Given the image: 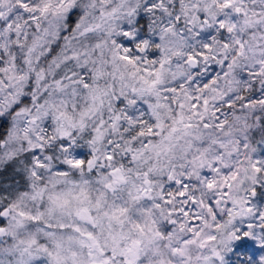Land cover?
Returning a JSON list of instances; mask_svg holds the SVG:
<instances>
[{"label":"rangeland","instance_id":"374dc122","mask_svg":"<svg viewBox=\"0 0 264 264\" xmlns=\"http://www.w3.org/2000/svg\"><path fill=\"white\" fill-rule=\"evenodd\" d=\"M1 1L7 6L11 0ZM169 1L154 0V3L162 9L164 7L163 12L167 11L165 6ZM21 2L23 9L18 10L24 18L13 11L8 18H4L5 7L0 8V20H3L0 23V52L3 54V66L5 64V68H0V96L5 95L4 91L11 93L13 90L14 70L11 69L12 58L8 51L10 40L19 43L21 51L24 44L29 42V48L36 47L37 52L43 54L45 46L55 40L62 30L63 17L73 4L79 6L80 13L72 31L64 38L50 72L63 63H72L77 67V73L87 72L97 57L107 54L106 41L111 33L120 32L133 23L128 9L134 3L127 0ZM173 13L179 22L169 21L167 26L160 29L167 37L165 44H170V48L180 47L184 43H179L178 38L193 43L198 34L225 27L223 36L233 47L230 51L234 59L244 56L252 66L264 63V45L260 44L264 42V0H178ZM37 19L38 32L29 35V22ZM9 34H13L10 40L7 39ZM124 34L125 39L132 36V33L126 35V30ZM249 38L252 39L253 52L247 56L243 53L242 44ZM192 57L198 61L195 56ZM111 68L119 72L123 66L114 62ZM62 82L49 86L50 92L44 104H37V107L26 112H13L0 147V162L22 149L31 150V165L25 171L36 187L19 193L12 209L10 217L23 219L22 225L12 228L8 222L9 213L1 216L0 248L7 247L4 253L10 254L8 247L12 241L9 238L14 237L17 239V249L9 260L2 257L0 264H224L218 248H207L203 243L213 237L214 231L223 234L222 228L231 229L234 223L241 224L244 236L252 240L248 243L247 255L254 263L264 264V229L261 231L257 229L259 226L251 227V221L257 216L249 208H156L147 201L126 199L123 193L126 187L123 181H117L119 176L122 177L118 171L115 174L108 172L98 179L105 191L93 186L92 179L77 174L75 179H70L72 164L84 152H88L84 146L70 147L71 142L67 137L73 130H78L80 136L85 130L96 131L98 134L91 137L96 140L100 138L98 149L102 153L106 151L104 149L108 143L103 138L106 122L96 121L94 117L95 104L91 102V93L76 89L70 79ZM220 86V81H212L206 89L196 92L202 96L196 98L189 95L184 108L176 112L179 122L191 130L186 133V141L174 149V155L179 160L189 163L188 173L191 175L197 176L202 169L214 171L210 174V183L204 188L216 194L218 200L222 199L223 193L239 192L254 185L247 186V182L259 181L264 191V177L252 167L264 144L253 141L250 119L245 116L220 132H207V122L201 121L204 118L203 107L201 103L197 104V100L204 102L207 97H216ZM94 103L98 105L96 101ZM104 105H107V101ZM53 144H56V153L52 151L51 155L56 161L45 162L40 157L42 146L53 148ZM92 161L91 157L85 160L86 167L89 168ZM78 164H81L80 161ZM39 166L44 167L38 169ZM43 179L45 184L37 186L36 181ZM57 181L61 184H56ZM48 183L60 189L54 187L48 191ZM40 202L45 205H37ZM82 209L91 215L88 222L80 217ZM67 212H70L69 215ZM166 218L169 224L165 222ZM68 220L72 222V227L66 230ZM113 220L121 223L124 220L126 224V235L120 241L118 250L122 254V262H119L120 256L112 259L104 249L105 241L111 237L112 244L115 232L122 229L119 224L116 231L113 230ZM232 230L236 233L238 229L233 227ZM220 238L218 243L215 242L217 245L221 243ZM135 243L138 244L135 255L130 256L129 250ZM198 248H202V251L197 252Z\"/></svg>","mask_w":264,"mask_h":264},{"label":"trees","instance_id":"16d2710c","mask_svg":"<svg viewBox=\"0 0 264 264\" xmlns=\"http://www.w3.org/2000/svg\"><path fill=\"white\" fill-rule=\"evenodd\" d=\"M21 1L28 0H11L7 6L0 0V8L5 7L4 18H8L11 11L24 18L18 10L22 7ZM127 1L134 3L128 9L133 23L120 32L111 33L106 41L107 54L97 57L85 73H77V67L72 63H63L49 71L80 13L77 4H73L64 15L62 30L55 40L45 46L43 54H39L36 47L29 48V42L24 44V50H19V43L10 40L13 34H9L8 51L12 58L11 69L14 70L13 90L11 93L4 91L5 95L0 96V147L14 111L26 112L37 107V104H44L50 92L49 86L70 79L76 89L91 93V102L95 104L94 117L96 121L106 122L103 138L108 143L104 149L107 152L102 153L98 149L100 138L96 140L91 137L96 131L85 130L80 136L78 130H73L67 137L71 142L70 147L84 146L88 148V153L79 156L81 164L78 161L72 164L71 176L86 173L93 180V186L105 191L98 179L115 169L122 174L126 199L147 201L156 208H249L257 216L251 221V227L259 226L257 229L262 231L264 191L259 181L247 182V186L254 184L249 189L223 193L222 199L218 200L216 194L204 188L210 183V174L214 171L202 169L197 176L191 175L188 173L189 163L179 160L174 155V149L186 141V133L191 130L179 122L176 112L184 108L189 95L196 98L202 96L196 92L206 89L212 81L221 82L219 94L214 98L207 97L204 102L197 100V104L201 103L203 107L204 118L201 121L207 122L206 131L226 130L246 116L251 121L253 141L264 144V63L252 66L244 56L234 59L230 51L233 47L223 36L225 27L198 34L193 43L178 38L179 43H184L172 49L168 46L170 44H165L167 37L160 29L167 26L169 21L179 22L173 13L178 0H170L165 6L167 11L163 12L164 7L160 8L154 0ZM38 21L29 22V35L38 32ZM125 30L126 35L132 33V36L125 39ZM246 40L242 49L244 55L248 56L253 52L252 39ZM131 44L137 46L140 52H136ZM260 44L263 46L264 42ZM189 55L198 59L195 68L185 63ZM2 61L3 54L0 52V68L5 66ZM114 62L123 66L119 72L111 68ZM91 141L92 145L89 144ZM55 148L56 144H53V148L42 146L40 157L45 162L54 163L56 160L51 154L52 151L56 153ZM24 150L0 162V211L7 210L12 228L23 224V219L10 217L19 193L36 188L25 171L31 165V150ZM86 156L93 160L89 168L85 164ZM43 167L39 166L38 169ZM252 167L264 177V146ZM39 183L40 180L36 181L37 186ZM56 184L60 185L61 182ZM128 184L131 186L127 187ZM48 185L49 190L54 187L60 189L56 185ZM37 205L45 204L40 202ZM165 222L169 224L167 218ZM214 222L216 220L210 222L209 226ZM233 227L238 229L236 233ZM242 229L241 224L234 223L231 229L222 228L223 234L216 230L203 246L218 248L224 264H256L247 255L248 243L252 240L244 236ZM218 237L220 245L215 243ZM9 239L12 241L8 247L11 253H4L7 247L3 246L0 248V260L2 257L9 260L17 249V239ZM200 250L202 248H198L197 252Z\"/></svg>","mask_w":264,"mask_h":264},{"label":"flooded vegetation","instance_id":"af4514ba","mask_svg":"<svg viewBox=\"0 0 264 264\" xmlns=\"http://www.w3.org/2000/svg\"><path fill=\"white\" fill-rule=\"evenodd\" d=\"M88 153V152H87ZM88 159H90V157L89 156H86V161H88ZM113 174H115V172H112ZM70 177V179H75L76 177V175L75 176H71V175H69ZM78 176L79 177H85V178H87V179H90V176H88V174H86V173H79L78 174ZM45 184V181H44V179L43 180H41L40 181V183H39V186H43ZM72 209V208H71ZM81 214H80V217H81V219L82 220H84L85 222H88L89 220H90V214H88V212L86 211V210H84V209H82L81 211ZM91 212H92V210H91ZM68 213V212H67ZM70 213V212H69ZM69 213H68V215H69ZM97 213V212H96ZM90 215V216H89ZM66 216V219H68V216L67 215H65ZM99 216V215H98ZM102 216V215H101ZM125 216V215H124ZM102 218H104V217H102ZM107 219H109V218H107ZM106 219V220H107ZM123 219V218H122ZM70 220H68V222H67V226H65V229L66 230H69V229H71V224H72V222L70 223L69 222ZM110 224V223H109ZM119 224H121L122 225V229L121 230H118V231H116V227H117V225H119ZM125 226H126V224H125V222H124V220L122 221V223H121V221H119V222H116L115 220H113L112 222H111V227H112V229L113 230H115L116 232H115V235H114V237L112 238V244H110V240H111V237L108 239V241H105V243H104V245H105V252L107 253V255H109L112 259H114V258H117V257H119L120 256V261L119 262H122V260H121V258H122V254L120 255L119 253H118V250L120 249V241L122 240V238L123 237H125V231H124V228H125ZM59 229H61V227H59ZM204 248V247H203ZM65 249V248H64ZM133 249V248H132ZM132 249H130L129 250V252H130V256H134L135 255V253H133L132 254ZM61 250H62V248H61ZM65 251H66V249H65ZM128 264H130L129 262H128Z\"/></svg>","mask_w":264,"mask_h":264},{"label":"water","instance_id":"95a60500","mask_svg":"<svg viewBox=\"0 0 264 264\" xmlns=\"http://www.w3.org/2000/svg\"><path fill=\"white\" fill-rule=\"evenodd\" d=\"M133 49H134L136 52H139V51H140L139 48H138L137 46H134V45H133ZM185 63H186L187 66L190 67V68H195L196 65H197L196 59H195L194 57H192V56H188V57L185 59ZM113 172H114V170H113ZM121 179H122V178H120V177L118 178V180H120V181H121ZM3 214H5V210H3V211L0 213V215H3ZM0 233H1V228H0ZM136 249H137V244H135V245L133 246L132 254L135 252Z\"/></svg>","mask_w":264,"mask_h":264}]
</instances>
